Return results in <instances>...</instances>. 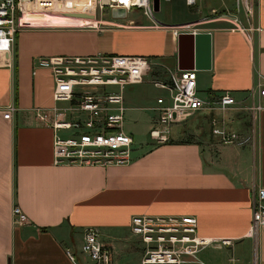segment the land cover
Here are the masks:
<instances>
[{
    "label": "crops",
    "instance_id": "1",
    "mask_svg": "<svg viewBox=\"0 0 264 264\" xmlns=\"http://www.w3.org/2000/svg\"><path fill=\"white\" fill-rule=\"evenodd\" d=\"M253 1V14L247 16L243 9L236 12V0L191 5L159 0L155 17L163 26L158 28L138 9L123 20L96 22L107 28H78L83 20H34L24 4V28L13 52L0 53V264H71L66 248L82 264L87 227L98 229L111 250V264H139L142 251L129 225L132 217L143 215L195 217L197 235L213 241L198 254L200 264H264V227L256 238L248 236L252 192L264 188V109L254 122L248 113L232 114L231 130L239 135L235 145H218L206 117L198 116L205 119L201 136L175 125L167 143L142 152L134 139L133 161L109 167L54 166L53 131L32 112L53 106L52 77L35 68L38 57L139 56L164 71L175 70L174 31L181 33L176 26L186 23L191 27L185 33L209 36V69H182L195 72L199 96L227 91L248 104L247 96H256L257 84L264 82V0ZM153 89L147 78L127 89L125 129L139 124L150 129L156 115L149 108L162 97L154 98ZM9 105L17 111L4 120ZM13 207L26 216L25 225L13 226Z\"/></svg>",
    "mask_w": 264,
    "mask_h": 264
},
{
    "label": "built area",
    "instance_id": "2",
    "mask_svg": "<svg viewBox=\"0 0 264 264\" xmlns=\"http://www.w3.org/2000/svg\"><path fill=\"white\" fill-rule=\"evenodd\" d=\"M185 1L191 5L195 0ZM26 2L29 0H0V53L13 52L17 35L24 28L21 19ZM100 5L109 11L113 8H124L127 12L138 9L152 27L163 26L155 17L153 0H101ZM253 8V0H236V12L243 9L247 16H252ZM190 27L191 24L186 23L176 29L185 33ZM177 33L174 31L177 36L181 34ZM34 66L49 71L53 81V106L35 108L32 112L39 123L53 131L54 166L109 167L133 161L134 138L125 129L130 110L126 91L145 83L153 68L159 67L158 62L139 56L97 54L38 57ZM166 73L164 80H150L155 88L165 93L156 99L155 107L149 108L156 116L148 136L159 144L168 141L171 127L204 116L210 136L218 145H235L239 135L231 130L235 122L232 114L248 113L254 122L264 109V82L257 84L256 96L255 93L247 96L248 104L245 105L227 91L199 96L194 71L167 69ZM16 111L14 105L7 106L3 119L9 120ZM251 211L248 236L256 238L259 229L264 227V188L253 190ZM11 216L15 227L27 223L19 207H13ZM129 229L142 251L139 264H200L198 254L213 243L197 235V220L192 216H134ZM80 254L82 264H111V250L94 227L84 229ZM65 256L71 264H80L72 249L66 248Z\"/></svg>",
    "mask_w": 264,
    "mask_h": 264
},
{
    "label": "rangeland",
    "instance_id": "3",
    "mask_svg": "<svg viewBox=\"0 0 264 264\" xmlns=\"http://www.w3.org/2000/svg\"><path fill=\"white\" fill-rule=\"evenodd\" d=\"M100 1L101 0H29V2L26 3L29 4V16L30 18L33 17L34 20L44 16L80 19L83 20V23L85 22V24L78 28H85L94 26L96 22H111L110 11L107 8L101 7ZM134 11H136L134 13H137V10ZM96 25H98V28L99 26L101 28L110 27L106 24ZM166 74V71L163 69L154 67L146 78L149 80H164L163 78ZM152 94L154 98L158 95L163 96V92L159 89H153ZM202 119L203 120H200L198 117H194L186 123L180 125V127L183 129L188 128L191 133L201 136L199 132H202L205 128V119ZM148 129L149 126L146 124H139L137 126L130 125L126 128V131L133 135L135 142L140 144L138 145V149L142 152H147L148 150L160 145L149 138ZM189 138H192V136H189L187 140H189ZM184 139H186V137H184ZM171 141L172 140L170 139V142Z\"/></svg>",
    "mask_w": 264,
    "mask_h": 264
},
{
    "label": "water",
    "instance_id": "4",
    "mask_svg": "<svg viewBox=\"0 0 264 264\" xmlns=\"http://www.w3.org/2000/svg\"><path fill=\"white\" fill-rule=\"evenodd\" d=\"M104 5L107 3L104 1ZM159 0H153V9L158 11ZM127 16L124 8H113L110 11V17L113 20H123ZM207 39V44L203 42ZM178 43V69H209L210 63V46L209 36L191 33H181L177 36ZM184 66V67H183Z\"/></svg>",
    "mask_w": 264,
    "mask_h": 264
}]
</instances>
